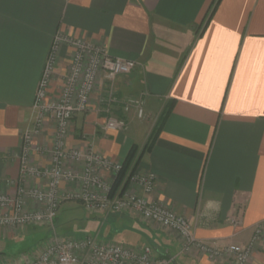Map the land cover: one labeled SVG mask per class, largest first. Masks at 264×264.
Segmentation results:
<instances>
[{
	"label": "crops",
	"instance_id": "1",
	"mask_svg": "<svg viewBox=\"0 0 264 264\" xmlns=\"http://www.w3.org/2000/svg\"><path fill=\"white\" fill-rule=\"evenodd\" d=\"M214 1L0 0V193L14 194L21 185L23 135L33 122L38 84L61 31L105 46L112 57L140 62L113 82L118 102L112 112L128 119L127 128L102 129L111 83L101 77L90 109L73 119L69 146L93 144L122 162L133 145L143 150L169 106L136 170L157 175L152 197L187 217L198 238L246 245L254 226L264 221V0ZM70 61L71 49L63 45L50 87L53 98L60 95ZM137 98L143 99L144 119L123 110ZM54 133L48 121L34 145L50 147ZM50 160L45 152L32 155L39 166ZM24 183L34 186L38 180ZM28 206L38 207L32 201ZM114 214L143 222L139 229L135 221H118L158 249L175 250V262L182 255L200 264H232L197 251L182 254L173 232L132 214ZM234 216L240 224L231 222ZM15 230L0 227V254L29 252H19V239L33 233ZM5 243L17 250L7 254ZM158 255L164 254L158 250ZM249 264H264V240Z\"/></svg>",
	"mask_w": 264,
	"mask_h": 264
},
{
	"label": "built area",
	"instance_id": "2",
	"mask_svg": "<svg viewBox=\"0 0 264 264\" xmlns=\"http://www.w3.org/2000/svg\"><path fill=\"white\" fill-rule=\"evenodd\" d=\"M71 49V61L64 77L60 95L50 96V87L57 70L60 49ZM140 65L133 59L109 55L103 45L94 44L57 31L48 53L33 103V122L24 132L20 153L21 185L14 194L0 193V227L17 228L41 226L51 230L45 243L34 251L14 257L0 254V264H175L176 257L158 255L150 245L130 246L113 240L96 237L76 238L61 236L56 232V219L61 207L70 201L80 203L92 213L105 216L127 213L161 228L172 231L180 239L181 253L194 251L210 260L226 259L232 264H249L259 242L264 240V221L253 228L250 240L244 246L218 245L196 236L187 217L163 206L152 195L158 177L154 172L135 170L125 191H112V184L122 168L116 161L99 152L93 144L85 148L69 146L68 137L73 119L91 107L92 94L101 77L111 83L107 106L108 116L102 129L121 131L127 128L128 119L113 114L112 105L118 102L113 93V82L119 75L130 74ZM126 114L134 111L138 119L146 116L143 99H130L124 106ZM55 126L50 147L34 145L47 122ZM47 153L48 166L32 162L33 153ZM113 176V180L106 177ZM29 178L38 180L34 186L25 185ZM71 185L64 188V185ZM137 190L133 191L132 188ZM38 205L30 208L28 202ZM235 225L239 217H232Z\"/></svg>",
	"mask_w": 264,
	"mask_h": 264
},
{
	"label": "rangeland",
	"instance_id": "3",
	"mask_svg": "<svg viewBox=\"0 0 264 264\" xmlns=\"http://www.w3.org/2000/svg\"><path fill=\"white\" fill-rule=\"evenodd\" d=\"M122 218V219H120ZM131 218V217H130ZM126 218L128 221H135L134 224L140 229L142 228L143 222L137 221L134 218ZM124 217L117 214H111L105 216L101 213H92L86 210L80 203L75 201L66 202L60 209L59 215L56 219V232L61 236H71L76 238H85L88 236H98L101 240H113L118 243H124L130 246H142L150 245L155 253L158 254V250L164 255L175 257V250L166 252L164 248L155 247L148 239L142 237L134 231L132 228L126 226L122 227L118 221L126 220ZM127 225V224H125ZM138 229V230H139ZM161 229V228H160ZM30 231L33 233L27 238L19 239V252L22 251H34L40 248L49 237L51 230L41 226H28V227H17L15 231ZM166 232V230H163ZM172 232V231H171ZM163 235V234H161ZM165 235V234H164ZM173 243V241L171 240ZM175 244V243H174ZM4 251L7 254H13L16 247L5 243L3 245ZM185 259V260H184ZM200 264L192 258H186L184 256H178L175 264Z\"/></svg>",
	"mask_w": 264,
	"mask_h": 264
},
{
	"label": "trees",
	"instance_id": "4",
	"mask_svg": "<svg viewBox=\"0 0 264 264\" xmlns=\"http://www.w3.org/2000/svg\"><path fill=\"white\" fill-rule=\"evenodd\" d=\"M218 1L219 0H215L214 5H216V3ZM169 111H170L169 106H167V108L165 109V111L161 115L159 122H158V125L155 128V130L153 131L148 143L145 145V147L143 148V150L140 153H139V146H137V145L132 146V148L130 149L126 158L122 162V168H121L120 172L118 173L117 177L115 178V180L112 184V191L113 192H116L119 189H122V192L126 190L128 183H129V178L131 177L133 172L136 170L138 162H139L140 158L142 157V155L150 149L152 142H153V139L156 136L158 130H160L162 123H163L164 119L167 117Z\"/></svg>",
	"mask_w": 264,
	"mask_h": 264
}]
</instances>
